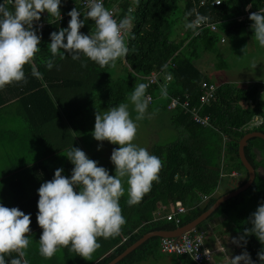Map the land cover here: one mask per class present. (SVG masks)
I'll use <instances>...</instances> for the list:
<instances>
[{"label":"trees","instance_id":"obj_1","mask_svg":"<svg viewBox=\"0 0 264 264\" xmlns=\"http://www.w3.org/2000/svg\"><path fill=\"white\" fill-rule=\"evenodd\" d=\"M0 3L12 9L8 2L0 0ZM105 4L114 6L121 19L125 15L134 18V27L127 39L129 52L117 61L115 68H102L83 55L78 60H73L67 53L63 58L59 55L52 57L48 47L50 34L68 27L71 19L68 12L72 8L76 7L81 12V19L88 11L77 0H61L63 18L59 21L45 11L40 20L47 24L37 30V34L41 35V50L36 55L35 65L42 77H34L31 66H25L26 83L12 84L0 90V110L16 99L23 118L29 124L30 134L37 130H43L47 136L54 134L56 145L45 150L43 160L32 168V172L35 173L43 164L48 175L51 166L56 165L63 168L62 175L70 178L74 165L64 154L72 147L86 152L100 166L102 152L97 150L93 131H89L87 113L110 109L121 103L132 105L128 98L134 88L140 83L146 84V78L153 72L159 74L162 83L147 88L146 94L153 98L148 106L159 114L169 111L172 123L179 129L178 136L167 143L154 144L152 154L163 162L159 182H154L151 191L134 206L127 204L125 191L120 206L126 224L120 235L110 239L99 238L101 247L93 254L92 260H85L68 248L59 250L51 259L41 256L39 239L43 229L37 222L39 195L28 193L17 200L13 195L20 210L31 214V243L25 257L29 264H107L147 232L173 230L187 224L210 208L220 196L233 190L235 176L231 173L234 170L239 172L241 184L248 180V170L239 154V142L248 132H264V106L261 103L264 81L248 84L227 80L216 82L197 64L198 60L209 56L216 70L228 69L227 61L220 56L219 44L227 42V38H237L243 29L247 30L250 41L258 45L254 30L250 27L253 22L249 15L264 11V0H222L218 5L214 4V0H204L203 6L201 0H139L138 3L137 0H106ZM249 4L251 8L247 11ZM193 8L207 15L209 22L215 23L217 29L212 30L205 25L197 29L198 34L187 29L185 24L195 19V15L186 14ZM179 11L183 14L184 22L181 32L176 33V14ZM242 16L245 17L241 19ZM94 30V21L84 19L80 31L90 34ZM176 36L180 39L174 38ZM49 59L54 61L51 69L46 67ZM165 64L168 69L162 71ZM168 76L170 80H167ZM203 82L217 85L216 98L202 106L200 111L202 115H210L211 125L208 126L196 122L183 107L169 108L171 99L176 96L190 99L191 105L200 106ZM163 84H167L166 96L161 95ZM244 100L248 101L246 106L241 103ZM255 117L263 118L262 123L255 124ZM246 155L257 171L253 184L222 203L197 227L198 232L206 234L202 229L218 217L223 220L226 231L230 228L238 236L245 228L252 227L249 217L264 203V176L260 172V168L264 170V139H250ZM103 167L110 175L115 174L112 162ZM76 190L79 191V188ZM177 201L187 208L178 214L179 223L165 217L169 209L174 210ZM159 204L167 205L169 209L162 213ZM246 239V244L241 242L243 248L255 264H261L257 253L264 251V244L255 234L248 235ZM160 241L161 237H151L117 264H140L147 260L155 264L164 256ZM172 257L174 264H194L187 254H173Z\"/></svg>","mask_w":264,"mask_h":264},{"label":"clouds","instance_id":"obj_2","mask_svg":"<svg viewBox=\"0 0 264 264\" xmlns=\"http://www.w3.org/2000/svg\"><path fill=\"white\" fill-rule=\"evenodd\" d=\"M221 2L215 0L216 4ZM8 3L12 5L11 10L0 3V90L12 84L26 83L25 66H31L34 77H42L35 65L36 55L41 50V35L37 34L34 22L39 21L45 11L59 21L62 19L61 0H8ZM203 3L204 0H201V6ZM248 6L250 11L251 4ZM86 8L88 11L84 19L94 21L95 30L90 34L82 33L80 29L84 26V19H81L82 14L76 7L72 8L68 12L71 17L68 27L50 34L48 47L52 57L59 55L63 58L67 53L73 60H78L83 55L102 68H115L117 61L129 52L127 39L134 27V18L125 15L117 21L103 0H86ZM193 14L195 19L186 23L185 27L198 34L197 29L208 22L209 17L195 8L186 16ZM249 19L253 22L250 27L254 30L256 41L264 47V11L251 12ZM53 66L54 61L49 59L46 67L51 69ZM167 69V64L162 66V71ZM148 87V84L140 83L128 98L137 113L135 120L128 103L113 106L104 113H95L92 135L101 142L97 150L102 148L104 141L119 145L113 148L110 156L115 175L98 166V161L90 159L80 148L72 147L64 154L74 165L70 178L62 175L63 168H57L53 179L39 187L37 222L43 229L39 253L44 258L51 259L59 250L68 248L85 260H92L93 254L101 247L99 238L110 239L120 235L126 224L120 206L125 191L127 204L134 206L151 191L154 182H159L162 160L134 143L138 132L136 121L145 118L150 102L146 94ZM160 91L162 96H166L167 84H163ZM261 119L263 121V118L255 117L254 122ZM233 172L235 183V179L239 181V174L233 175ZM249 222L252 227L245 228L238 238H233L237 246L241 242L246 244V237L251 234L264 244V203L251 214ZM30 225L31 214L0 203V264H29L25 257L31 243ZM257 255L264 264V251ZM6 257L9 259L6 260ZM192 259H197V256ZM231 264H255V261L245 250L231 257Z\"/></svg>","mask_w":264,"mask_h":264},{"label":"rangeland","instance_id":"obj_3","mask_svg":"<svg viewBox=\"0 0 264 264\" xmlns=\"http://www.w3.org/2000/svg\"><path fill=\"white\" fill-rule=\"evenodd\" d=\"M176 18L177 24L175 26V31L176 33H180L182 30V24L184 22L183 14L179 11L176 14ZM174 38L180 39V37L178 36ZM219 51L221 58H224L227 61L229 66L228 69H222L219 71L216 70L214 65L211 63L209 56L203 57L197 62V64L202 68L203 72L206 75L214 78L216 82L227 80L237 82L239 84H248L254 81H264V47H261L259 44L257 45L256 42L254 43L253 41H250L246 29H243L237 36V38H227V42L220 43ZM241 103L246 106L248 101L244 100ZM261 103L264 106V97L261 99ZM133 108L134 107L129 104V111L133 120H135L137 113L133 110ZM108 110L109 109H104L99 112L104 113ZM95 113L96 112L94 111L87 113L89 131L91 132L94 130ZM145 118V120L143 119L141 121H136V123L138 124V132L134 143L140 147L146 148L150 152V154H152L154 144L167 143L178 136L179 129L175 126V124L172 123L171 113L169 111L161 112L159 114L156 111L151 110L148 106ZM100 143L101 142L99 141L96 142L97 147ZM84 147L89 153L87 147L85 145ZM118 147L119 145L111 144L108 141H104L102 143V148L99 150L102 152V161L100 163V166H106L107 164H110V156L112 150L113 148ZM260 172L264 174L263 168H260ZM213 220H215L214 223L218 222L217 219ZM209 223H211V221ZM212 227L213 224L210 227L211 230H209L208 232L211 235L218 236L217 239H219V242L217 240L216 241L219 246L222 245L220 239L223 238L224 240L226 238L229 244L225 243L223 244V246L225 250H227L233 244L232 236L234 232L231 231L230 228L228 229V231H226L225 227L218 226L217 229ZM236 247L238 246L236 245ZM239 247L241 248V252L245 250L243 248L244 246ZM220 248L222 249L221 246ZM234 249L235 248H232L231 251H234ZM164 259L165 257H163V260ZM140 264H153V262L152 260H147L141 262ZM155 264H158V262ZM210 264H231V261H227L224 253L220 250L214 253L213 260L210 262Z\"/></svg>","mask_w":264,"mask_h":264},{"label":"crops","instance_id":"obj_4","mask_svg":"<svg viewBox=\"0 0 264 264\" xmlns=\"http://www.w3.org/2000/svg\"><path fill=\"white\" fill-rule=\"evenodd\" d=\"M20 111L21 109H19L16 99H14L13 103L0 110V203L6 207H18V204L12 198L13 195L16 198L15 200H17L27 196L28 193L38 194L41 184L52 180V176L57 169L56 165H52V170L46 175L42 164L35 173L32 172V168L43 160L45 150L53 148L56 142L53 133L47 136L43 134V130H37L35 133L30 134L29 124ZM56 154L59 156V152ZM51 159L55 160L56 158L51 157ZM234 181L237 180L235 179ZM159 209L163 213L164 210L167 211L169 209V206L159 204ZM169 211L170 209L167 212ZM215 219L218 220L217 223H214L215 220H213L202 229L206 232L207 244L215 249V253L221 250L227 261H231V256L239 255L243 251L241 252V248L239 246L236 247L235 243L225 250L223 244H229L226 238L224 240L223 238L220 239L222 249L220 248L217 244V241L219 242L218 236L211 235L208 232L211 230L212 224V228L223 227V220L220 217ZM195 231L197 230L195 229L192 232ZM232 237L238 238L239 236L234 233ZM240 246L242 247V243ZM232 248H235L234 251H231ZM172 256L173 254L164 253V256L157 260L156 263L174 264L175 260ZM163 257L166 260H163ZM8 259L9 257H6V260Z\"/></svg>","mask_w":264,"mask_h":264},{"label":"built area","instance_id":"obj_5","mask_svg":"<svg viewBox=\"0 0 264 264\" xmlns=\"http://www.w3.org/2000/svg\"><path fill=\"white\" fill-rule=\"evenodd\" d=\"M106 0H103V3L106 8L109 10L113 11L114 13V18L119 21L121 17L117 14V11L114 6H106L105 4ZM4 2H8V0H4ZM86 10V0H77ZM214 4L215 0H214ZM218 5V4H216ZM247 11H249V6L246 7ZM62 16V15H61ZM63 18V17H62ZM45 24H47L46 21L39 20L37 22H34V27L37 30H41ZM210 26L212 30H216L217 26L215 23L206 22L203 26ZM224 41V39H222ZM170 76L167 77V80L169 79ZM162 80L159 76L158 73L153 72L146 78V84L152 85V84H161ZM202 89L203 92L200 96V102L201 105H191L190 99H183L180 96L173 97L171 99V103L169 104V108L175 109L178 107H183L186 109L187 112H190L192 114L194 120L198 123H201L205 126L211 125V118L209 114L202 115L200 113L202 106L205 104L211 102L213 99L216 98V89L217 85L214 83H209V82H203L202 83ZM150 97V102L153 100L152 95H147ZM255 124H261L262 119L254 122ZM239 173L233 172V175H238ZM207 197H204V200H206ZM187 208L182 204L181 201H177L175 204V209L167 212L165 214V217L168 220H176L177 223L180 222V219L178 217L179 213L185 212ZM161 250L164 253L168 254H187L191 258L194 256H197V259H193L194 264H210V262L213 260V256L215 253V249L210 247L207 244L206 238H205V233L202 232H187L182 234L179 238L175 237H161V242H160ZM190 250V251H189Z\"/></svg>","mask_w":264,"mask_h":264},{"label":"water","instance_id":"obj_6","mask_svg":"<svg viewBox=\"0 0 264 264\" xmlns=\"http://www.w3.org/2000/svg\"><path fill=\"white\" fill-rule=\"evenodd\" d=\"M254 137H261L264 139V132L260 130H254L251 132L246 133L240 140L239 142V154L241 157V160L245 167L248 170L249 178L248 180L244 183L241 184L240 181H235L234 184L237 185V187L233 188L232 191L225 193L224 195L220 196L216 202L208 208L206 211H204L202 214H200L197 218L194 220L188 222L187 224L183 226H179L176 229L173 230H153L150 232H147L144 234L140 239L135 241L133 244L128 246L121 254L113 258L109 263L107 264H117L120 262L122 259H124L128 254H130L132 251H134L136 248H138L140 245H142L145 241L150 239L151 237H175L179 238L182 234L187 233V232H192L197 227L207 220L218 208L219 206L224 203L226 200L237 196L241 192L245 191L248 189L254 182L257 171L255 167L252 165V163L249 161L247 155H246V146L249 143V140L254 138Z\"/></svg>","mask_w":264,"mask_h":264}]
</instances>
